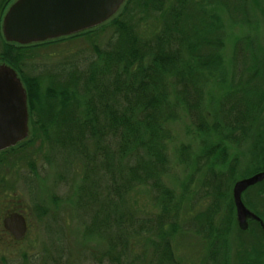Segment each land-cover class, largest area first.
<instances>
[{"label":"trees","instance_id":"obj_1","mask_svg":"<svg viewBox=\"0 0 264 264\" xmlns=\"http://www.w3.org/2000/svg\"><path fill=\"white\" fill-rule=\"evenodd\" d=\"M9 1L0 0V15ZM215 4L231 24L252 23L244 0H125L106 22L68 36L21 45L0 34V63L15 70L26 93L28 142L42 139L64 153L65 164L71 158L80 164L84 186L75 210L85 234L107 244L108 264H125L121 259L142 237L158 239L153 264H175L170 238L179 229L178 207L163 180L170 154L203 173L204 188L215 196L222 189L221 167L232 176L237 166L234 147L253 141V154H260L253 173L264 169L258 126L264 51L257 34L246 31L234 38L226 59ZM104 31L109 35L100 42ZM77 39L88 45L82 57L77 51L42 72L30 65L35 49ZM208 85L218 90L209 112ZM181 117L188 120L185 130L199 136L198 155L187 145L176 148L172 125ZM25 140L10 153L23 149ZM143 188L161 205L158 212L136 213L133 195ZM209 212L202 222H213L215 208Z\"/></svg>","mask_w":264,"mask_h":264},{"label":"rangeland","instance_id":"obj_2","mask_svg":"<svg viewBox=\"0 0 264 264\" xmlns=\"http://www.w3.org/2000/svg\"><path fill=\"white\" fill-rule=\"evenodd\" d=\"M14 1L10 0L0 15L2 38V19ZM239 1L242 3L243 0ZM244 4L250 11L252 23L249 26L231 24L228 14L221 5L215 4L212 7L214 14L218 17L217 24L224 36L223 52L226 59L232 51L234 38L244 35L246 31L257 34L259 50L264 51V0H244ZM119 9L117 12L120 11ZM100 35V42H103L109 32L104 31ZM87 46L83 39L61 42L49 47L43 46L33 51L35 58L29 62L36 67L35 72H42L45 66L47 68L77 51L82 57L86 54ZM206 91L205 106L209 112L214 107L215 99L213 98L218 90L215 86L208 85ZM208 96L211 98H207ZM187 124L188 120L181 117L172 125L176 131L173 140L176 148L181 144L187 145L190 152L198 155L199 136L188 133L185 130ZM258 126L264 131V112L259 116ZM30 137L28 122L24 148L0 157L3 160L0 164V264H108L109 260L104 254L107 244L100 238L85 234V222L75 210L77 193L84 186L80 164L75 160L73 162V158L65 164L62 151L52 149L46 141L42 142V139L28 142ZM253 144L252 141L243 147L233 148L232 152L234 156H237V166L232 176L226 174L228 171L225 166L221 167L223 183L218 196L212 192L208 193V190L204 188L203 173L196 172L194 166L182 165L175 156L176 152L173 155L170 154L169 170L163 180L173 195L171 203H176L178 207V225L176 226L179 229L173 235L171 234V238L169 236L175 264H264V238L259 228L250 227L246 231L239 230L237 224L227 214L231 212L227 199L230 197L229 190L233 183L231 179L251 175L256 169L257 157L260 160V154H253ZM263 158L261 157L260 162L264 161ZM30 162H33L32 168L29 167ZM257 188V194L252 193L253 201L264 211V182ZM153 196L144 188L134 193L132 205L137 214H153L161 209V205L154 202ZM212 207L215 208V213H211L213 233L217 230L220 221L225 223L227 216L230 220L225 229L223 253L218 260L207 255L211 242L203 239L197 232L202 230L203 226L202 223L200 225L197 223L205 221L203 217L210 213ZM11 208L20 210L26 218V233L23 239L18 241L13 240L10 234L3 230L1 224L2 218ZM188 222H192L194 228L184 230ZM153 240L149 242L145 237L136 239L133 251L131 250L130 255L125 256L121 261L125 264H153L156 257L155 244L158 239Z\"/></svg>","mask_w":264,"mask_h":264},{"label":"water","instance_id":"obj_3","mask_svg":"<svg viewBox=\"0 0 264 264\" xmlns=\"http://www.w3.org/2000/svg\"><path fill=\"white\" fill-rule=\"evenodd\" d=\"M125 0H15L5 12L1 32L7 42L21 45L68 36L107 21ZM28 134L26 93L14 69L0 63V151L15 146ZM264 179V171L237 180L232 189L236 218L245 229L246 219H256L264 233V222L251 213L240 199L248 186ZM3 228L15 239L25 235L26 222L11 213Z\"/></svg>","mask_w":264,"mask_h":264},{"label":"flooded vegetation","instance_id":"obj_4","mask_svg":"<svg viewBox=\"0 0 264 264\" xmlns=\"http://www.w3.org/2000/svg\"><path fill=\"white\" fill-rule=\"evenodd\" d=\"M264 112V105H263V108L261 110V112L259 113V116H261ZM10 149H5V150H1L0 151V157L4 154H8L10 153ZM261 171H264V169H260V170H257L256 172L254 173H251V175H248L246 177H243V178H247V177H250L252 175H254L255 173L257 172H261ZM243 178H240V179H243ZM240 179H236L232 184H231V189L229 190V198H227L229 200V207L231 209V217L232 219L234 220L235 224H237V228L239 230H242V231H246L248 230V228H254V227H257V228H260V222L256 219H250V218H247L246 219V227L245 229H242L240 228L239 224H238V221H237V218H236V207H235V204H234V199H233V194H232V189H233V185L234 183L237 181V180H240ZM264 182V179L260 182H257L253 185H250L248 187H246L242 192H241V195H240V199L243 203V205L251 212L253 213L254 215H256L260 220H262L264 222V211H262L258 206L255 205L256 202L253 201V195L252 193H256L257 194V187L259 186V184L263 183ZM256 188V189H254ZM254 189V190H253ZM228 192V191H227ZM228 195H226L227 197ZM257 201V200H256ZM215 202V201H214ZM258 202V201H257ZM20 213L24 219H25V222H26V218L25 216L22 214V212L20 210H17V209H13L11 208L7 214L2 218V221L3 219L8 216L9 214L11 213ZM2 224V222H1ZM203 226L201 227L202 230H198L197 232L200 234V236H202L203 239H207V241H210L211 243H209L210 245V248H209V251H208V256H211V258L215 257L217 260L220 259V256L221 254L223 253V246H224V243H225V229H226V222H219L218 223V227H217V230L213 233V230L210 229V225L213 224V222H202ZM217 224V223H216ZM213 226V225H212ZM2 228H3V224H2ZM26 229H27V224H26ZM3 230L5 232H7L8 234H10L8 231H6L4 228ZM262 230V229H261ZM263 232V231H262ZM26 233V232H25ZM10 236L12 237L13 240H21L23 239L20 238V239H15L11 234ZM208 259V258H207ZM209 261V260H208ZM209 263V262H208Z\"/></svg>","mask_w":264,"mask_h":264}]
</instances>
